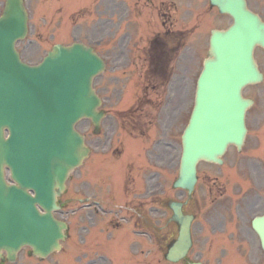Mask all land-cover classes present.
<instances>
[{
	"label": "water",
	"instance_id": "95a60500",
	"mask_svg": "<svg viewBox=\"0 0 264 264\" xmlns=\"http://www.w3.org/2000/svg\"><path fill=\"white\" fill-rule=\"evenodd\" d=\"M211 2L230 13L234 23L225 32H213L198 81L178 181L190 190L199 160L221 161L229 143L242 146L245 112L251 105L242 88L262 79L253 49L264 46V21L245 0ZM27 18L23 0H6L0 17V258L5 259V251L9 261L26 245L41 258L60 249L66 225L53 216L56 188L64 189L70 171L89 152L75 124L87 117L98 126L103 116L92 87L93 77L104 69L103 60L93 48L74 43L55 45L40 64L24 63L15 42L25 37ZM6 166L13 184L5 178ZM175 210L181 234L173 260L191 242L190 218L181 215L178 205ZM255 226L264 245V216Z\"/></svg>",
	"mask_w": 264,
	"mask_h": 264
},
{
	"label": "flooded vegetation",
	"instance_id": "af4514ba",
	"mask_svg": "<svg viewBox=\"0 0 264 264\" xmlns=\"http://www.w3.org/2000/svg\"><path fill=\"white\" fill-rule=\"evenodd\" d=\"M184 36L185 34L181 32L177 36L173 34V46L159 45L156 47L159 51H155L156 48L150 51L152 59L144 60L149 63V69L142 74V79L146 80L145 85L136 83L135 93L133 92L134 88L123 89L122 93L127 95V98L124 99L119 93L121 97L116 104L108 103L105 96L106 117L103 129L95 133L92 127L89 134L92 148L90 166L95 176L91 177L88 183H85L81 177H77L74 184L73 200L76 203L74 214L78 219L75 221L76 228L72 240L77 243L81 235L84 236L83 239L89 241L87 249L91 251V257L87 258L84 264H111V258L109 254L105 253V248L110 245L108 242H111L112 229H131L132 236L129 243L134 239L142 238L138 237V232L142 231L144 222L150 229L156 230V234H152L155 237V242L157 230H165L164 238L168 245L173 243L177 237L178 224L171 219L172 213L166 218L163 226L158 224L159 219H157V223L150 218H146L145 221L138 219L142 216L145 208L150 207L156 211V214H159L160 207L169 208L168 204L171 198H176V190L173 186L176 179L175 150L177 145H180L181 139V135L177 134L176 126L177 124L180 127L183 125L184 128L189 122L192 113V93L186 67H183V76L176 78L178 82L174 81L175 75L171 77L176 68L174 64L181 67L183 62L168 60L164 47L171 51L179 50L182 45L184 47ZM263 117L264 115L258 113L250 115L248 119L254 126H259ZM257 159L258 163L252 164L254 170L252 175H257L260 170L264 171V157ZM112 163H119V167L123 171L121 180L123 187L120 194L125 196V203L122 205L125 210L130 212L132 221L107 220L110 218L108 207L117 194L115 191L119 193L118 189L114 187L118 180L112 173L104 177L103 170H100L98 175H96V171L100 165ZM163 164L169 165V168H166L167 171L171 169L168 174L172 183L171 189L167 193L164 188L160 187L161 175L157 169ZM117 171V169L113 170V172ZM194 200L195 198L192 202ZM258 203H260L259 199L253 201L252 205ZM79 204L82 208L86 207L87 209L82 216L78 213L80 211ZM189 207L190 204L185 205L184 211H189ZM97 208L102 212H97ZM213 215V213L209 214V216ZM157 238L159 239L158 236ZM256 242L261 248L260 237L251 222L245 236L233 243L240 245ZM136 243L135 241L131 244L132 253H135L133 251ZM230 245L227 247V257L232 252ZM198 252L196 249L194 252L191 249L182 262L190 264L192 254ZM215 255H217V264H223L226 252L215 251ZM259 255L255 254L254 256L264 261V252L262 258H258Z\"/></svg>",
	"mask_w": 264,
	"mask_h": 264
},
{
	"label": "rangeland",
	"instance_id": "374dc122",
	"mask_svg": "<svg viewBox=\"0 0 264 264\" xmlns=\"http://www.w3.org/2000/svg\"><path fill=\"white\" fill-rule=\"evenodd\" d=\"M44 1L46 0H27V5L30 10L29 33L26 39L21 40L18 43V48L23 59L29 63H38L39 61H41L47 50H49L51 46L56 42L71 43L73 41H84L91 44L96 43V41L102 40L103 38L109 39L106 40V47L103 43L101 44V46L103 45L102 48H100L101 52L108 59V61L114 62L113 65L116 64V62L123 60L124 69H122L121 71V69L118 67V70L115 71V68H111L109 66V70L106 72V74L102 75L101 78L96 81V87L98 91L106 96V100L108 103L112 102L116 104L120 100L121 95L119 94L118 89L120 85L124 86L125 82H132L131 88H134L133 92L135 91L134 86H136V83L139 82L140 85L144 86L146 82V80L142 79V74L147 72L146 67L148 66V64L140 58H144V55L132 53L131 58H126L124 57L125 53L123 51H134L135 48L139 46H149L152 40L151 36H153L152 38H154L158 31L163 30V27H161L160 24V20L162 22L163 20H165L167 23V27H169L170 29L175 28L174 24L181 25V21L178 20L177 16H175V12H173L171 6L168 7V4L163 9H160V11L158 7L159 14L160 12L162 14H165L164 17L156 15L157 13H151L153 9L155 12H157L155 7L158 6L156 4H159L160 0H155V4L152 3L153 8L152 6L143 3L144 0H97L94 8H91V3L89 4V11H94V9L96 10V14L93 15L89 14L88 9L86 8V5L88 4L80 1L79 4L74 3V7L70 10V12H76L70 21L66 20L65 16L66 14L68 16L69 13L67 10L70 7L66 1H64V4L62 5L64 8L66 6L63 15L62 13L58 14L56 12V9L58 10L56 0H54V2L53 0H49V3L51 5L46 4V2ZM176 1L178 3V6L181 8V13L186 12V8L198 7L197 10L203 11L204 6H206L202 4V6L199 7L200 3H204L205 0H202V2L201 0ZM4 2L5 0H0V15L4 8ZM249 2L251 7L259 11L264 16V0H249ZM99 10L101 11L100 13H98ZM110 15L111 20L109 19ZM209 15H212L211 17H209L210 22L207 19L203 18V16L207 17ZM213 16H215V18ZM156 18H158L159 23L153 21L156 20ZM191 19L192 21H200V23L198 24L200 25V27L196 32H199L202 22V30L206 31V39H202L204 34L200 35L199 33L195 34L192 32L187 43L188 48L186 49L184 56L186 57L188 53L187 60L190 62V65L187 63L189 67L186 70L190 73L191 76V92L193 98L197 76L201 72L203 59L206 56V50L209 46L208 40L210 30L212 29V27L225 26L230 23L231 20L226 16L212 13L206 14L205 12L202 13L201 16L196 14L195 12L192 14ZM64 21H68V24L65 25ZM134 22H138L142 25V31H138V29L141 28V25H134ZM132 25L134 26L132 27ZM198 25L192 26V30L195 31V28ZM206 26L208 27L206 28ZM132 28L135 29V32L132 30ZM124 33L126 34L123 35ZM123 54L124 56H122ZM184 57L181 58L180 55L179 59L183 60ZM133 58L136 60V65H131V62H134ZM128 61L129 63L126 65V62ZM123 70H125V73L123 72ZM179 72H182V69L176 66V78L178 77ZM115 77H119V81L114 80ZM176 78L174 81L178 82ZM252 89H255V87L246 88L245 93L247 95H256L257 105L253 109L255 110L258 108H262L261 110L264 113V83L260 85L259 88L255 90ZM88 126L89 123L87 121H84L80 124V129L86 132ZM179 128L176 126L177 134L179 133ZM254 132L255 129L253 128V133L251 134V147L258 146V143L259 145H264V138H261L262 140L259 142L258 136L255 137V134L257 135L259 132ZM180 152L181 150L177 148L175 161L176 172L178 170ZM235 152L236 151L234 148H231L228 151V153L226 154L224 168L205 162L200 164V181L197 187L198 193L195 199V201L199 200V204H195L190 207L192 210L197 211L201 209L202 211L199 218V222L202 227L199 223L196 224L195 240L197 244L196 249L199 252H205L206 250H209L208 247L213 246L214 243L208 240L207 232H209L211 228H209L207 225L206 214L210 211V209H205V204L207 205L208 203H210L209 200L211 199L212 195H217L220 191L225 194V196H229L228 193L233 194L234 197H236V200L240 199L246 202L241 203L244 205V208L249 216H253L255 213H259L262 210L261 206L264 203V196H259L258 194L260 192L261 195H263L262 191L264 190V177L259 176L255 179L249 178L248 172L250 169H252L253 166L251 165V162L246 161L243 165H239L238 168H236V165H234V158L236 156ZM247 153L252 156H258V154H256V150L253 151L252 149H250L244 154V156H246ZM161 167L169 168V165L163 164L158 166L157 169H161ZM83 169L84 168H81L74 173L71 185L74 183V180L77 177L82 176ZM165 170L167 171V169ZM170 170L171 169L168 170V173L170 172ZM86 173L90 176L92 175V170H88L87 168ZM260 173H262L261 170ZM215 174L219 175L220 179L209 180V177H213ZM164 183L166 185V190L168 191L169 185L166 182ZM212 189L214 190V193H212L210 197L209 194ZM176 196L184 198L185 193L182 191H176ZM256 199H259L263 203H258L259 206L257 204V206L253 208L251 207L250 202ZM70 203H73V201H71ZM220 204L221 199H218L215 202V205ZM68 219L69 221L73 220V215L71 213L69 214ZM236 220L233 221V224L235 226L234 231H236L237 227L239 226V223H236ZM218 222L220 224L223 222L222 216L218 217ZM83 237L84 236L79 237L78 241L81 242ZM218 246L219 245L214 247L217 248ZM221 247L222 246H219L218 249ZM116 248L117 256L119 257L121 248L117 245ZM241 248L243 249V251H241V256L238 257V263L254 264L256 259H253L251 256V253L253 254V256L255 255L254 252H252V247L242 245ZM67 250V253L61 252L52 256L49 260L45 259L41 262L38 259L31 257L28 249H24L20 253L16 262L8 264H58L57 260H59V264H74L73 255L75 254V252L73 250V245L70 244ZM207 257L205 258L206 261L208 260ZM76 261H78V259H76ZM147 262L148 260H145L144 264H147ZM160 264H166L162 258ZM259 264H262V262H259Z\"/></svg>",
	"mask_w": 264,
	"mask_h": 264
}]
</instances>
